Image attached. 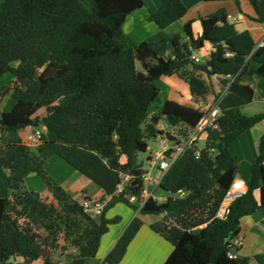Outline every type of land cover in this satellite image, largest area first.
<instances>
[{
  "label": "trees",
  "instance_id": "16d2710c",
  "mask_svg": "<svg viewBox=\"0 0 264 264\" xmlns=\"http://www.w3.org/2000/svg\"><path fill=\"white\" fill-rule=\"evenodd\" d=\"M249 1L255 10L249 18L264 23V0ZM144 6L145 0H89V5L80 0L3 1L0 79L14 75L3 94L10 92L15 104L0 114V169L8 171L10 189L0 197V264H61L55 260L61 242L75 249L67 264L96 259L103 235L116 220L105 216L107 208L118 201L132 205L127 197L140 196L144 189L149 171L144 155L149 138L163 134L161 120L181 126L186 138L206 113L174 99L152 113L161 94L158 80L177 75L192 96L204 98L210 84L201 73L221 79L215 98L222 109L218 126L207 128L203 148L189 146L164 174L160 187L168 193L166 200L150 197L140 212L160 216L150 227L173 244L163 264H249V257H231L229 251L242 217L264 210V132L246 192L229 206L226 218L216 215L240 173L232 146L264 120V111L248 115L242 110L255 99L246 79L264 76V45L250 30H237L225 8L201 18L197 38L191 20L184 26L187 37L136 43L125 34L124 23ZM187 11L185 0H161L148 20L165 29ZM206 42L211 43L208 58L196 60L195 51ZM169 45L174 56L166 59L162 53ZM42 125L47 132L35 149L11 137V132ZM53 156L101 187L99 200L107 203L99 217L51 177L45 165ZM33 173L49 195L26 187ZM143 223L135 217L101 264L119 262ZM256 258L264 264V254Z\"/></svg>",
  "mask_w": 264,
  "mask_h": 264
},
{
  "label": "crops",
  "instance_id": "0c3cea01",
  "mask_svg": "<svg viewBox=\"0 0 264 264\" xmlns=\"http://www.w3.org/2000/svg\"><path fill=\"white\" fill-rule=\"evenodd\" d=\"M3 1L4 0H0V10L2 8ZM239 1H240V5L237 4L236 0H226V1L185 0V3L188 7V11L181 20L166 27L165 29H160V28L151 29L155 31L153 35H149L146 38L140 39L138 43L146 39H153L152 37L156 38L153 40H160L165 36L172 38L175 34H180L182 37H187V35L185 34L184 26L185 23L191 20L194 21L193 34L194 37L197 38L200 36L202 32L201 18L206 17L221 8H225L229 16V21L236 26L237 30L239 31L250 30L253 33L257 44L264 45V23H257L249 18V16L255 15V10L249 0H239ZM160 6H161V0H145V6L133 12L132 14L138 15L139 13L141 15V18L148 19L149 13L158 10ZM132 14L128 16L126 22L129 19H131L130 16H132ZM138 21L140 20L133 19V23L134 22L138 23ZM126 22L124 23V31L126 27ZM125 34L131 38V35H128L129 34L128 32L126 33L125 31ZM210 50H211V43L206 42L205 47L199 50L198 53L196 50L194 56L197 57L200 61H204L206 58H208L210 54ZM172 54L174 56L173 47H172ZM201 57H203L204 60H201ZM256 66L257 63L252 64V67H256ZM255 76L257 78H255ZM211 78H213V76ZM208 79L209 78H207V80ZM246 81L250 83L255 89L254 101L259 100L264 102V76L253 74L249 76L246 79ZM259 89L260 91L258 92ZM172 93L176 98H178L176 101L187 104L184 95H181L177 91L173 92V90ZM171 97L172 96L170 95V98L168 99H172ZM190 97L192 99L194 98V96H192L191 94ZM0 99L2 100L3 98ZM11 99L12 100L8 101L4 109H1V105H0V114L3 111H9L13 108L15 101L13 100V98ZM31 129L32 128H26L15 132H11V137L13 139L22 138L23 140H26L27 134ZM263 132H264V120L258 123L257 125H255L254 127H252L251 129H249L247 132H245L232 146V151L234 155L237 157V162L240 169V173L237 175V179H243L246 183L249 182L251 178V174H252L251 166L254 164L259 154L260 137ZM152 160L148 161L149 168L147 169L149 171L147 175L158 177L161 171L159 170L157 165L152 164ZM242 166H244L243 169ZM76 171L78 170H71V171L68 170V173L71 174V176H68L65 179H59L58 182L61 185H63L66 188V190L77 199H80L82 196L83 197L90 196V198L93 200L101 199L104 194L102 189L99 191L98 188H96V186H94L91 182L84 181L82 180V178L80 179L79 178L80 176H78ZM8 174H9L8 171L0 169V197L10 193L9 184H8ZM33 175L34 174H30L26 178V187L28 189L36 191V188H42L43 186L40 184L39 180L36 179ZM70 177H72L73 180L69 181ZM78 181H80V184L82 185H77ZM80 188H82L81 190L83 192L78 191ZM158 188H160V186L154 189L153 197L158 199L160 202L165 201L168 196V193L165 192L162 188L157 193ZM86 189H89L90 192H88ZM256 193H258V191ZM107 199L108 196L106 197V200ZM106 212H105V216L107 215ZM159 218L160 216H154L149 220L147 218L145 219L144 225L146 227H150V224ZM130 221L131 219L129 220L125 219L124 224L121 225L120 228L116 230L115 237L114 239H112V243H109L110 245L108 244L110 246L109 248L104 249V251L101 253L99 247V251H98L99 257L101 256L102 257L104 256V258L106 257L109 251L115 246L117 239L119 238V235L122 233L121 231H123V228L127 227V224H129ZM240 226H241L240 234L243 236V244L238 247L237 254L249 257L250 260L249 264H260L256 256L259 254H264V210H260L251 215L242 217ZM153 232H154L153 230L148 232L149 233L148 237L155 239L154 241H156L159 244L163 243L162 242L164 241L162 240L163 237L158 233L156 232L153 233ZM104 237L105 236L103 235L102 239ZM166 247L167 248L165 249V255L166 254L169 255L172 249L170 247L168 249L167 245Z\"/></svg>",
  "mask_w": 264,
  "mask_h": 264
},
{
  "label": "rangeland",
  "instance_id": "374dc122",
  "mask_svg": "<svg viewBox=\"0 0 264 264\" xmlns=\"http://www.w3.org/2000/svg\"><path fill=\"white\" fill-rule=\"evenodd\" d=\"M80 1L83 2L85 5H89V0H80ZM130 17H131V19H129L126 22L125 31H126V33L127 32L129 33L128 35H131V38L136 43H138L140 41V39H142V38H146L149 35H153V33L155 31H153L151 29L159 28L157 26V24H155L154 22L149 21L148 19L141 18V15L139 13H138V15L132 14V16H130ZM132 18L134 20L138 19L140 21H138V23L137 22L133 23ZM152 38L156 39L154 37H152ZM197 53H198V51H197ZM162 55L166 59L173 57L171 45H169L163 51ZM201 60H204V58L201 57ZM137 65H138L139 69H142L141 63L138 62ZM201 74L203 75L204 78H206V79L209 78L208 82L210 84V90L204 98L196 96L192 99L190 97L191 93H190L188 84L186 83L185 80H183L182 78H180L177 75L164 76V77L160 78L158 80V85L161 88V94L159 97V101L157 100L153 103L152 113L156 110V108L161 103L164 102V100L170 98V95L172 96L171 97L172 99H175V100L178 99L174 96V94L172 93V90H173V92L177 91L181 95H184L185 101L187 102V104L195 106V107H200L203 110H207L214 103V100H215L218 92H221V89H222L221 82H220L221 79H220V77H217V76H213V78H211V77H207L206 74H203V73H201ZM256 75H258V74H256ZM14 78L15 77L13 74L5 73L0 79V98H3L2 100L0 99L1 109H4V107L6 106L8 101L12 100L11 99L12 98L11 93L6 92L3 94V91H4L5 87L7 85H9L14 80ZM255 78H257V77L255 76ZM259 91H260V89L258 90V92ZM253 102L243 106V108H242V110L244 112H246V114H248V115H253V114L259 113V112L264 110V102L263 101L257 100V101H253ZM40 113L42 115H44L45 110H41ZM31 128L33 129V127H31ZM159 128H161L163 130V134L158 135L157 137L149 138V150L147 151V153H145L144 160H143L145 168H149L148 161L155 159L156 152L163 149L162 142H164L166 146L172 147L173 145L175 146V143H179V141H176L177 139H179L181 141V143H183L185 141L184 134H182L180 131L181 126L174 127L167 121V119L163 118L161 120V122L159 123ZM205 145H206V135H204V133H202L200 135L198 141H197L196 146L198 148H203ZM30 146L33 149H35L37 145H30ZM149 158H151V159H149ZM45 168L48 171V173L51 175V177H53L55 179V181H57V182L59 181V179H65L66 177L71 176V174L68 173V170L69 171L76 170L75 168H73L70 164H68L64 159H62L59 156H53L50 159H48L46 162ZM243 168H244V166H242V169ZM252 168H253V165L251 166V169ZM76 172H77L78 176H80L79 177L80 179L82 178V180H84V181L91 182L94 186H96V188H98L99 191L101 190V187H99L96 183H94L93 181H90L87 177H85L79 171H76ZM33 174H34L33 176L36 179H38L40 184L43 186L42 187L43 189L42 188H36V191L39 192L43 196L49 195L48 187L46 186V184L42 180V178L35 173H33ZM71 180H73L72 177H70L69 181H71ZM123 180H124L123 185H125L127 182L126 177ZM77 185H82V184H80V181H78ZM33 187H35V186H33ZM81 189L82 188H80L78 191L83 192ZM86 190L88 192H90L89 189H86ZM160 190H161V187L157 189V193ZM88 197L90 198V196H88ZM109 198H110V196H108L107 200H109ZM127 199L130 200V197H127ZM78 200L83 201V196ZM131 202H132V205L128 204L127 201H118V202L114 203L112 206L107 208L106 217L110 218V219L114 218L116 220L113 221L109 225L108 231L104 234L105 237L102 239V242L100 245L101 253L104 251V249L110 247L109 243H112V239H114V237H115L116 230L118 228H120L121 225L124 224L125 219H127V220L131 219V221H132L135 217H137V218L143 220V222H145V219L148 218V220H149L155 216V215H151V214H147V215L142 214L140 212L139 203L137 201H131ZM99 216L100 215H98L96 217H99ZM130 222H129V224H130ZM129 224H127V226ZM126 228H123V231H121L122 233L119 235V238L124 233ZM150 231H152L151 227H146L143 223L142 226L140 227V229L136 232L135 236L130 241V243L127 247V250H126L124 256L122 257V259L119 262H115V263H106L105 262V264H163L166 261V259L169 257V255L172 253L173 244L169 240L164 238L163 236H162L163 237L162 240H164V241H162L163 243H161V244L157 243L156 241H154L155 239L148 237L149 236L148 232H150ZM119 238L117 239V241L119 240ZM166 245L168 246V249H169V247L172 249L171 253L169 255L168 254L165 255V249L167 248ZM60 246H61L60 251H57L55 253V260H58L61 264H67V262L71 259L70 256H73L75 254V249L73 247H70L65 242H61ZM103 261H104V256L103 257L98 256L97 259L90 261L89 264H101V262H103ZM36 264H42V260L37 261Z\"/></svg>",
  "mask_w": 264,
  "mask_h": 264
},
{
  "label": "built area",
  "instance_id": "2783aa9c",
  "mask_svg": "<svg viewBox=\"0 0 264 264\" xmlns=\"http://www.w3.org/2000/svg\"><path fill=\"white\" fill-rule=\"evenodd\" d=\"M262 45V44H261ZM196 60H199L197 57L193 56ZM227 85L225 88H228ZM206 113L204 117L201 119L199 124L190 131L189 135L185 138L183 143L175 144L172 147H168L162 142L163 149L156 152L155 159L152 160L153 165H157L160 172L158 177H153L151 175L145 176V186L140 196L132 195L130 197L131 201H137L140 205V208L144 205L148 198L154 196V189L160 186L162 178L164 174L171 168L172 164L176 161V159L188 148L192 145H197V141L202 133H206L207 128H216L218 126L217 120L222 113V109L220 108L217 100H214V103L205 110ZM47 132V127L35 126L31 129L26 137V142L29 145H38L41 142L43 135ZM169 150H172L169 153ZM197 155H200V151L197 152ZM128 177H126V181H128ZM123 183L119 186V192L124 189ZM151 187V189H150ZM247 183L243 179H236L231 187L228 189L219 210L217 211L218 218H226L229 213V206L240 196H242L247 190ZM153 188V189H152ZM107 201H101L99 199L93 200L91 198H85L82 201V204L85 210L93 215L98 216L101 215ZM243 244V236L239 234L232 241V247H239ZM229 255L234 257L236 254L231 250L229 251Z\"/></svg>",
  "mask_w": 264,
  "mask_h": 264
},
{
  "label": "water",
  "instance_id": "95a60500",
  "mask_svg": "<svg viewBox=\"0 0 264 264\" xmlns=\"http://www.w3.org/2000/svg\"><path fill=\"white\" fill-rule=\"evenodd\" d=\"M237 250H238L237 247H232V248H231V251H232L233 253H235V254H237ZM11 259L14 260V256H12Z\"/></svg>",
  "mask_w": 264,
  "mask_h": 264
},
{
  "label": "clouds",
  "instance_id": "9594fccd",
  "mask_svg": "<svg viewBox=\"0 0 264 264\" xmlns=\"http://www.w3.org/2000/svg\"><path fill=\"white\" fill-rule=\"evenodd\" d=\"M260 45V44H259ZM226 87V86H225ZM226 89V88H225ZM224 92V91H223ZM176 144V143H175ZM232 248V247H231ZM238 248V247H237Z\"/></svg>",
  "mask_w": 264,
  "mask_h": 264
}]
</instances>
